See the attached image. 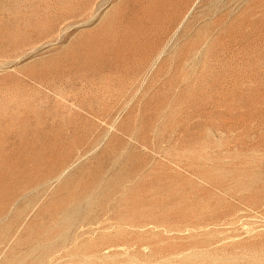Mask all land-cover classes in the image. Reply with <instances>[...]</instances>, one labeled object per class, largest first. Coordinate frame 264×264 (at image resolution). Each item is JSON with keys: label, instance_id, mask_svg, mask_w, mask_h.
<instances>
[{"label": "rangeland", "instance_id": "rangeland-1", "mask_svg": "<svg viewBox=\"0 0 264 264\" xmlns=\"http://www.w3.org/2000/svg\"><path fill=\"white\" fill-rule=\"evenodd\" d=\"M0 264H264V0H0Z\"/></svg>", "mask_w": 264, "mask_h": 264}, {"label": "bare ground", "instance_id": "bare-ground-1", "mask_svg": "<svg viewBox=\"0 0 264 264\" xmlns=\"http://www.w3.org/2000/svg\"><path fill=\"white\" fill-rule=\"evenodd\" d=\"M138 30H139V29H138ZM130 31H131V30L129 29V31H128L129 34H130ZM125 32H126V31H125ZM128 32H127V33H128ZM138 34H139V33H138ZM137 36H139V35H137ZM129 39H132V38H129ZM133 39H134V38H133ZM130 42H131V41H130ZM130 42H129V44H130ZM125 44H126V43H125Z\"/></svg>", "mask_w": 264, "mask_h": 264}]
</instances>
